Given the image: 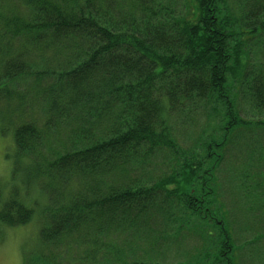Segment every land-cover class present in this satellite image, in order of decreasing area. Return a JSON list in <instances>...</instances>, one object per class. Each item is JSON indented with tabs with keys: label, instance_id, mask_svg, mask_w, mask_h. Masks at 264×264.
I'll return each mask as SVG.
<instances>
[{
	"label": "trees",
	"instance_id": "1",
	"mask_svg": "<svg viewBox=\"0 0 264 264\" xmlns=\"http://www.w3.org/2000/svg\"><path fill=\"white\" fill-rule=\"evenodd\" d=\"M0 122L48 200L24 264H264V0H0Z\"/></svg>",
	"mask_w": 264,
	"mask_h": 264
},
{
	"label": "rangeland",
	"instance_id": "2",
	"mask_svg": "<svg viewBox=\"0 0 264 264\" xmlns=\"http://www.w3.org/2000/svg\"><path fill=\"white\" fill-rule=\"evenodd\" d=\"M40 108V106H39ZM41 114V113H40ZM39 112L36 110L34 114L31 115L32 118L36 119L39 116ZM28 118V117H27ZM26 120V119H23ZM21 121V119H20ZM28 121V119H27ZM0 122V194L3 195L1 198L2 202L11 198V193L13 189H18L19 196L18 198L25 202V204L33 208L34 213L31 221L23 226L18 227H2L0 230V264H24V256L28 253L32 258H38V255L34 256L33 254L38 252L39 248V234L40 230L45 223V210L48 203L47 195L41 186L34 183L25 182L24 175L18 174V176L13 175L15 167V155L16 149L14 145V136L13 129L9 126ZM7 127V128H6ZM5 129V133L2 130ZM194 138V136L192 137ZM264 146V145H263ZM54 149H56L54 151ZM261 147H259L260 151ZM264 149V148H263ZM55 153L56 151H61L60 147H55L52 149ZM51 155V153H50ZM248 156L245 153L240 154V147L232 149L226 162L223 164L226 178L224 182L229 184V180H235L236 176L239 173V170L248 164ZM22 163L33 162L29 158H23ZM259 159H256V162ZM20 162V164H22ZM244 163V166H243ZM246 164V165H245ZM259 166L264 167L263 162L257 163ZM23 165V164H22ZM238 172V173H237ZM228 176V177H227ZM231 193L227 190L226 196L228 200L231 198L229 195ZM2 204V203H1ZM1 206V205H0ZM236 220V231L239 234L240 229L245 227V218L235 214ZM241 240L244 239L243 234H239ZM243 236V237H242ZM34 264H45V262L35 260ZM170 261H161V264H169ZM256 264V260L254 262Z\"/></svg>",
	"mask_w": 264,
	"mask_h": 264
}]
</instances>
